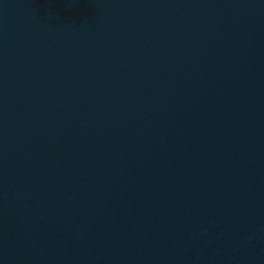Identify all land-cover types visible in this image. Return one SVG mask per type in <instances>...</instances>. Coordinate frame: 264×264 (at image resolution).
<instances>
[{
	"label": "water",
	"instance_id": "obj_1",
	"mask_svg": "<svg viewBox=\"0 0 264 264\" xmlns=\"http://www.w3.org/2000/svg\"><path fill=\"white\" fill-rule=\"evenodd\" d=\"M0 264H264V0H0Z\"/></svg>",
	"mask_w": 264,
	"mask_h": 264
}]
</instances>
